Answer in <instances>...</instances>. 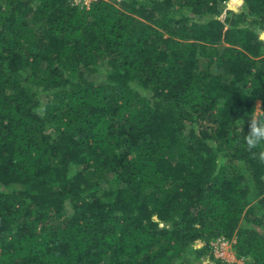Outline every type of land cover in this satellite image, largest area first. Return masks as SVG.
<instances>
[{
    "label": "trees",
    "instance_id": "1",
    "mask_svg": "<svg viewBox=\"0 0 264 264\" xmlns=\"http://www.w3.org/2000/svg\"><path fill=\"white\" fill-rule=\"evenodd\" d=\"M239 1L0 0V264H229L218 236L264 264V0Z\"/></svg>",
    "mask_w": 264,
    "mask_h": 264
},
{
    "label": "clouds",
    "instance_id": "2",
    "mask_svg": "<svg viewBox=\"0 0 264 264\" xmlns=\"http://www.w3.org/2000/svg\"><path fill=\"white\" fill-rule=\"evenodd\" d=\"M248 130L244 143L251 158L264 164V105L258 104L247 120Z\"/></svg>",
    "mask_w": 264,
    "mask_h": 264
},
{
    "label": "rangeland",
    "instance_id": "3",
    "mask_svg": "<svg viewBox=\"0 0 264 264\" xmlns=\"http://www.w3.org/2000/svg\"><path fill=\"white\" fill-rule=\"evenodd\" d=\"M74 2H77V0H73ZM79 2L83 3V4H89L92 0H78ZM88 1V2H86ZM120 0H116V2L118 4H120L119 2ZM231 3V1H230ZM242 4V0L239 1V3H237V5H235L236 7H240V5ZM231 5V4H230ZM223 238L225 239H228V243L225 244V242H223ZM219 239H221V241H219ZM236 240L234 238H227V237H223V236H218L214 239L211 240V245L213 244L214 245V249H213V252L215 254L216 257L218 258H228L230 260V262H233V263H230V264H245V261H246V258L244 257H239L236 253V250L233 246V243L235 242ZM224 246L225 247V253L224 255L223 254H220L218 251H220V247ZM203 263L205 264H217L216 262V259L215 257L214 258H210L209 256H205L204 259L202 260ZM201 262V261H200ZM199 262V263H200Z\"/></svg>",
    "mask_w": 264,
    "mask_h": 264
},
{
    "label": "built area",
    "instance_id": "4",
    "mask_svg": "<svg viewBox=\"0 0 264 264\" xmlns=\"http://www.w3.org/2000/svg\"><path fill=\"white\" fill-rule=\"evenodd\" d=\"M81 2H82V1H81ZM86 2H88V1H86ZM76 3H80V2L77 0ZM263 179H264V174H263ZM219 241H221V239H219ZM228 241H229L228 239L223 238V242H225V244L228 243ZM212 246H213V249H214V245H213V244H212ZM220 249H221V250L218 251V252H219L220 254H223V255H224V253H225V247L221 245ZM222 259H223L224 261L228 262L229 264H230V263H233V262H230V260H229L228 258H225V257H224V258H222Z\"/></svg>",
    "mask_w": 264,
    "mask_h": 264
},
{
    "label": "water",
    "instance_id": "5",
    "mask_svg": "<svg viewBox=\"0 0 264 264\" xmlns=\"http://www.w3.org/2000/svg\"><path fill=\"white\" fill-rule=\"evenodd\" d=\"M155 217H157V216H155Z\"/></svg>",
    "mask_w": 264,
    "mask_h": 264
}]
</instances>
